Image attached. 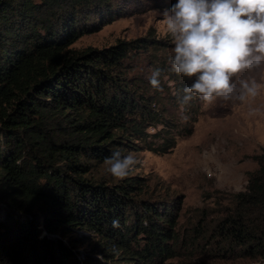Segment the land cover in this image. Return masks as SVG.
I'll return each instance as SVG.
<instances>
[{"label": "trees", "instance_id": "1", "mask_svg": "<svg viewBox=\"0 0 264 264\" xmlns=\"http://www.w3.org/2000/svg\"><path fill=\"white\" fill-rule=\"evenodd\" d=\"M80 6L113 18L109 0H0V264H157L177 255L172 203L143 197L136 174L107 182L91 173L114 150L174 145V123L127 76L131 56L157 40L75 48L99 27L76 16ZM181 77L179 101L192 83ZM251 158L256 166L212 235L197 228L202 256L264 264V146Z\"/></svg>", "mask_w": 264, "mask_h": 264}, {"label": "rangeland", "instance_id": "2", "mask_svg": "<svg viewBox=\"0 0 264 264\" xmlns=\"http://www.w3.org/2000/svg\"><path fill=\"white\" fill-rule=\"evenodd\" d=\"M109 1L114 6L109 12L113 17L111 19L101 18L98 12L87 14L88 8L82 9V6L77 8V17L88 15L87 20L94 19L99 27L82 34L70 45L75 48L102 47L116 39L137 36L157 40L131 56L127 76L139 81L141 89L152 96V105L157 111L174 123L171 129L177 128L172 130L175 142L162 153L141 148L123 152L124 155L134 153L138 159L131 174L138 175L144 181L141 195L172 203L173 212L176 213L172 231L177 237V255L163 260L159 258L157 264H187L197 263L198 260L209 264H257L249 259H225L215 254L214 250H208V254L202 256L200 246L203 241L197 228L201 223L203 230L207 231L206 236L212 235V231H215L212 226L222 209L227 207L230 194L243 188L247 171L256 166L251 154L264 146V90L254 101L243 102L237 97L241 79H256L264 83V65L233 76L231 82L237 92L228 101L216 98L208 104L192 94L193 103L183 104L178 97H172L177 95L175 85L182 77L170 70L171 39L162 36L163 12L176 0ZM157 67L162 69V92L152 89L148 82L152 69ZM251 108H257L259 112L252 114ZM182 115L189 117L187 122L181 120ZM158 119H150L154 124H148L146 129L151 131L152 125L158 126ZM188 128V133L179 134ZM91 173L98 179L115 181L105 172L103 162L94 164Z\"/></svg>", "mask_w": 264, "mask_h": 264}, {"label": "clouds", "instance_id": "3", "mask_svg": "<svg viewBox=\"0 0 264 264\" xmlns=\"http://www.w3.org/2000/svg\"><path fill=\"white\" fill-rule=\"evenodd\" d=\"M162 23V36L170 37L172 44L170 70L194 78L183 89V104L193 98L192 94L208 104L216 98L228 101L237 92L231 78L264 65V0H176L164 10ZM161 74L157 67L148 77L158 92L163 91ZM262 90L264 83L241 79L237 98L254 101ZM258 112L251 108L252 114ZM188 119L181 116L184 122ZM103 163L105 172L121 181L135 169L138 159L134 153L124 155L122 150H114ZM112 227H120L119 221L113 220ZM98 259L103 257L98 255Z\"/></svg>", "mask_w": 264, "mask_h": 264}]
</instances>
